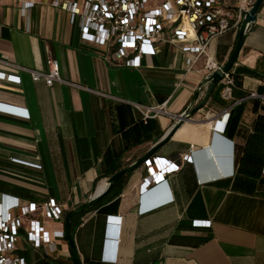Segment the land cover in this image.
Listing matches in <instances>:
<instances>
[{
  "label": "crops",
  "instance_id": "1",
  "mask_svg": "<svg viewBox=\"0 0 264 264\" xmlns=\"http://www.w3.org/2000/svg\"><path fill=\"white\" fill-rule=\"evenodd\" d=\"M55 1L0 0V71L21 78V84L0 81V103L30 114L26 119L0 112V201L4 194L23 205L55 200L65 205L66 216L101 188L111 160L113 167L132 164L176 122L172 116L152 119L158 125L152 139L126 149L130 145L114 131L122 125L111 108L124 106L130 127L142 122L133 103H166L180 116L208 73L204 58L187 73V55L170 43L156 44L155 55L146 57L141 67H127L115 51L84 41L79 26L70 23L66 0L59 8L53 6ZM24 2L31 4L27 17L22 15ZM238 34L230 30L212 42L209 53L219 64L229 60ZM48 52L60 62L65 81L90 91L60 83L48 87L16 68L46 70ZM231 72L242 81L233 99L221 98L219 83L206 106L153 157L164 167H180L163 186L173 201L139 213L152 170L143 165L129 173L117 198L119 206L108 215L121 220L118 230L110 227L108 217L98 231L95 222L88 224L97 211L77 220L74 239L83 264L85 255L105 264L101 243L107 237L110 244L118 241L116 264H264V130L255 129L258 122L264 124V104L244 100L231 111L225 131L214 134L210 127L251 91L264 94V3ZM205 92L206 87L195 106ZM215 138L235 143L233 177H223L222 159L212 163L203 157ZM182 155H192V161H182ZM42 222L50 234L64 231V220ZM206 222L210 225H202ZM27 234L25 223L16 253L27 264H74L65 239L56 240V248L48 252L30 244Z\"/></svg>",
  "mask_w": 264,
  "mask_h": 264
},
{
  "label": "built area",
  "instance_id": "2",
  "mask_svg": "<svg viewBox=\"0 0 264 264\" xmlns=\"http://www.w3.org/2000/svg\"><path fill=\"white\" fill-rule=\"evenodd\" d=\"M256 0H66L65 7L69 13L70 23L77 25L84 41L115 51L118 59H124L125 65L139 68L146 57L155 55L156 44L170 43L187 55L186 70L191 72L195 65L205 59L204 70L210 75L220 69L219 64L209 53L212 42L230 30H239L246 14L252 9ZM31 4L24 2L22 15L27 17ZM64 4L61 0L53 3L55 8ZM170 35V36H169ZM47 69L43 71L16 67L27 72L33 82H44L52 87L55 83L90 91L88 88L65 81L61 76L60 62L51 52L47 55ZM232 71V70H231ZM226 74L222 80L221 98L224 101L233 99L234 77ZM0 81L21 84V78L15 74L0 71ZM264 84V80L262 82ZM244 100L259 101L264 104V94L251 91L249 95L231 104L213 126L216 130L225 131L229 124L231 111ZM133 107L141 114L142 121L160 116H174L167 104L145 106L133 103ZM0 112L29 119L30 114L23 108L0 103ZM224 151L222 165L225 166L223 177H233L236 169V146L233 141L219 138ZM182 161H192V155H182ZM37 168L41 166L36 165ZM152 170V177L145 183L146 188L157 185L160 192L156 197H147L145 193L140 200L139 213H147L161 205L173 201L163 189L165 178L177 172L180 167L171 164L160 165L158 158H152L145 164ZM158 166V167H157ZM154 167L159 170L154 171ZM157 181H161L156 184ZM165 195V197H163ZM164 198V199H163ZM65 217V205L55 200L42 204L29 203L23 205L19 198L2 195L0 201V264H27L19 256L17 247L21 238V230L28 224L27 241L39 248L44 246L48 252L53 251L56 240L65 239L64 231L50 234L43 225V219L62 221ZM111 228L118 230L120 219L108 217ZM210 225V222L202 225ZM114 237L117 236L115 232ZM109 258L118 261L116 248L118 241L111 243Z\"/></svg>",
  "mask_w": 264,
  "mask_h": 264
},
{
  "label": "water",
  "instance_id": "3",
  "mask_svg": "<svg viewBox=\"0 0 264 264\" xmlns=\"http://www.w3.org/2000/svg\"><path fill=\"white\" fill-rule=\"evenodd\" d=\"M264 3V0H256L254 6L252 9L246 14L243 22L240 25L239 34H238V40L236 43L235 48L233 49L231 56L229 60L224 64L220 69L212 72L210 75H208L200 84V86L197 88L191 105L183 112L178 120L174 123L172 128L169 132H167L163 138L158 141L155 146H153L148 152H146L142 157H140L138 160L133 162L132 164L124 167L120 171L116 172L112 176L108 177L106 179V188L102 192H97V189L94 191V194L90 197V199L83 203L82 205L78 206L77 208H74L67 212L65 218H64V233H65V240L68 242L69 249L71 252V256L73 259L74 264H83L82 260L80 258V254L76 245V241L72 235V219L79 215L85 213L88 209L92 208L96 204H98L104 196H106L114 187L116 181L120 179L122 176L127 175L131 172H134L141 166L145 165L146 162L154 157L156 152L162 148L164 145H166L178 132V130L187 122L190 121L201 109H203L211 94L213 93L215 87L222 82L223 78L226 74L230 73V71L235 66L238 56L240 54V51L244 45L247 31L249 27L256 22L257 20V14ZM206 87V92L204 93V97L201 101V103L197 106H195L199 95L201 91ZM220 140L218 138H215L212 142L211 148L207 150L203 157L205 160H208L212 163H219L221 159L224 157L223 149H220ZM218 147V148H217ZM222 148V147H221ZM160 188L157 185H154L153 187L149 188L147 191H145V195L149 198L156 197Z\"/></svg>",
  "mask_w": 264,
  "mask_h": 264
},
{
  "label": "trees",
  "instance_id": "4",
  "mask_svg": "<svg viewBox=\"0 0 264 264\" xmlns=\"http://www.w3.org/2000/svg\"><path fill=\"white\" fill-rule=\"evenodd\" d=\"M231 74L234 77V81H235L234 88H235V90H237L238 88H241L242 81H241L240 77H238L236 74H234L232 72H231ZM111 112L118 115V118L120 120V124L122 125V128H121V130H114V131L122 133L123 137L129 143L130 146H128L126 149L140 145L146 141H150L152 139V133H154L158 130V125H157V122L155 120H149L147 124H144V122L142 121L139 124H136V125L130 127V124L128 123V121L125 118L127 112H126V109L124 106L117 105L114 108L112 107ZM123 118H124V121H123ZM128 126L130 127L129 130H124L125 127H128ZM255 129L256 130H264V124L262 122L261 123L258 122L255 125ZM229 130H234V128L229 129ZM112 165H113V161L111 160L110 161V167L106 171V177H110L113 174H115L116 172L123 169L121 165H118L115 167H113ZM127 175H129V174H127ZM127 175H124L120 179H118L116 181L113 189L106 196H104L98 204H96L92 208L88 209L85 213L79 214L72 219V235H73V237H74V233H75V228L77 226V220L80 217L86 215L89 212L97 211L96 219L95 218L91 219L88 222V224L93 225L95 222L96 228L98 231L102 222L108 217V215L117 210V208L119 206V200H117V198L122 193L124 181H125V178L127 177ZM102 244L103 243H101V246H102ZM84 262L86 264H98L97 262L90 260V258L87 257L86 255L84 257Z\"/></svg>",
  "mask_w": 264,
  "mask_h": 264
},
{
  "label": "clouds",
  "instance_id": "5",
  "mask_svg": "<svg viewBox=\"0 0 264 264\" xmlns=\"http://www.w3.org/2000/svg\"><path fill=\"white\" fill-rule=\"evenodd\" d=\"M108 235H109V232H108ZM110 246H111L110 239L107 237V238H105V241L103 243L101 260L105 264H116L117 261H113L112 259L109 258V252L111 249Z\"/></svg>",
  "mask_w": 264,
  "mask_h": 264
},
{
  "label": "bare ground",
  "instance_id": "6",
  "mask_svg": "<svg viewBox=\"0 0 264 264\" xmlns=\"http://www.w3.org/2000/svg\"><path fill=\"white\" fill-rule=\"evenodd\" d=\"M211 123H212V122H211ZM205 125H208V123H207V124H206V123L203 124V126H205ZM212 126H213V124H211L210 127H212ZM182 127H183V126H182ZM182 127H181V128H182ZM181 128H180V129H181ZM180 129H179V130H180ZM211 129H212V128H211ZM179 130H178V131H179ZM202 133H205V132H202ZM176 134H177V133H176ZM176 134H175V135H176ZM219 144H220V142H219ZM217 148H218V147H217ZM220 149L222 150L221 146H220ZM222 172L224 173V171H222ZM105 188H106V182L101 186V188H99V190H97V192H102Z\"/></svg>",
  "mask_w": 264,
  "mask_h": 264
}]
</instances>
